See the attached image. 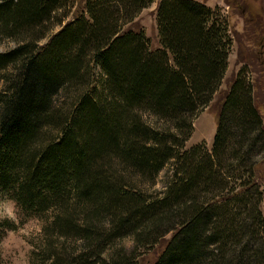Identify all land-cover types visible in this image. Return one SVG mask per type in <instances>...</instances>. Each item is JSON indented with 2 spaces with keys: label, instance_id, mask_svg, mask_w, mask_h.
<instances>
[{
  "label": "trees",
  "instance_id": "1",
  "mask_svg": "<svg viewBox=\"0 0 264 264\" xmlns=\"http://www.w3.org/2000/svg\"><path fill=\"white\" fill-rule=\"evenodd\" d=\"M153 2L0 0V37L18 41L0 50V74L11 71L0 88V196L28 215L54 212L37 264H136L124 247L105 252L119 238L130 236L135 249L168 231L153 264H264V122L244 67L211 150L204 141L185 147L228 67L226 20L199 0H159L161 47L151 50L136 18ZM54 23L62 25L39 43ZM89 61L101 69L97 86ZM71 86V108L61 112L56 97ZM169 163L159 197L132 180L153 181ZM60 238L81 249L56 250Z\"/></svg>",
  "mask_w": 264,
  "mask_h": 264
},
{
  "label": "rangeland",
  "instance_id": "2",
  "mask_svg": "<svg viewBox=\"0 0 264 264\" xmlns=\"http://www.w3.org/2000/svg\"><path fill=\"white\" fill-rule=\"evenodd\" d=\"M210 6L212 9L218 8L224 16L229 33L232 37V47L229 54L228 67L221 81L218 91L214 94L212 100L197 112L194 116V130L191 137L186 142L185 147L198 142H205L211 150L214 135L218 126L219 114L226 93L235 78L236 74L244 67L243 78L251 86L255 103L260 111L264 122V0H199ZM159 0L144 8L136 18V23L143 27L146 37L149 39V49L155 50L161 47L157 30V5ZM61 12L58 14L60 15ZM70 17V15H69ZM65 18V21L70 19ZM64 23V22H62ZM62 24L54 23L46 32V36L41 38L39 43H46L49 37L55 33ZM18 44L14 38L0 37V50H8ZM89 79L92 84H100L101 69L89 61ZM11 70V69H10ZM11 75V71H5L0 74V88L4 84L5 78ZM77 87L64 88L56 97V109L61 112L68 111L71 108V101L75 96ZM143 117L147 122L157 126L159 125L154 116L148 112H143ZM160 123V122H159ZM165 123V122H163ZM48 136L56 133V128L52 125L46 128ZM264 153L257 157L258 160V181L260 191L262 192L259 209L264 215ZM173 165L167 164L161 170L153 181L144 177H132L136 186L145 192L149 197H159L162 195L164 184L171 178ZM213 191V190H211ZM217 197V193L210 192L207 196L209 201ZM7 201L14 207V216L5 218L0 216V264H37L41 252L47 241L52 237L47 235L46 227L53 221V211L43 212L39 215H28L23 212L12 199L0 196V202ZM9 221L10 225H5ZM172 231L161 237L159 241L148 246L131 249V237L119 238L112 245L110 250L105 253H111L114 248L124 247L126 253H134L133 259L136 264H153L158 255L167 244ZM255 237V236H253ZM61 244L56 246V250L68 251L76 254L82 246L80 240L62 239L58 240ZM111 246V247H112ZM131 249V250H130ZM132 256V255H131Z\"/></svg>",
  "mask_w": 264,
  "mask_h": 264
},
{
  "label": "clouds",
  "instance_id": "3",
  "mask_svg": "<svg viewBox=\"0 0 264 264\" xmlns=\"http://www.w3.org/2000/svg\"><path fill=\"white\" fill-rule=\"evenodd\" d=\"M0 216L12 218L14 216V207L10 206L9 202H0Z\"/></svg>",
  "mask_w": 264,
  "mask_h": 264
}]
</instances>
